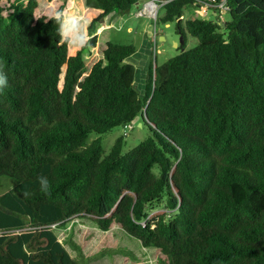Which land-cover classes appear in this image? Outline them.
I'll return each instance as SVG.
<instances>
[{
    "label": "trees",
    "instance_id": "16d2710c",
    "mask_svg": "<svg viewBox=\"0 0 264 264\" xmlns=\"http://www.w3.org/2000/svg\"><path fill=\"white\" fill-rule=\"evenodd\" d=\"M140 1L86 0L90 27ZM195 3L214 17L183 23ZM38 5L7 18L0 3V175L17 181L0 196V264H80L56 232L78 218L119 224L163 264H264V0L165 4L160 19L198 43L151 63L143 96L134 44L110 39L81 78L85 47L70 53ZM138 116L149 136L128 151L120 136L105 155L101 135Z\"/></svg>",
    "mask_w": 264,
    "mask_h": 264
},
{
    "label": "rangeland",
    "instance_id": "374dc122",
    "mask_svg": "<svg viewBox=\"0 0 264 264\" xmlns=\"http://www.w3.org/2000/svg\"><path fill=\"white\" fill-rule=\"evenodd\" d=\"M21 1L2 0L0 3L4 8V15L10 18L14 10L13 4ZM147 1H140L129 12L115 13L108 18L105 17L97 21L93 29L90 26L98 16V11L90 8L86 0H39L36 16L52 17L58 13L62 14L64 32L71 37L69 39L70 53L85 47L86 67L81 78L90 72L89 68L92 64L103 58L109 39L118 43L134 44L138 48V52L128 60L137 67L135 86L140 95L143 96L149 64L161 65L166 59L183 50V48H179L180 45L188 50L198 43V38L188 32L185 35V42H182V35L176 31V22H170L167 26L160 19L164 13V5L159 8V19L150 17L149 14L138 16L137 11L142 9ZM196 17L213 18L214 12L211 9L207 11L204 5L195 3L186 9L182 18L183 23L188 18ZM112 18H115L113 26ZM221 19H230L227 10L224 11ZM130 26L133 27L132 30L129 29ZM94 36L97 37L95 45L91 44V39ZM161 36H165V39H162ZM148 43L150 44V53L146 58L147 50L149 51ZM149 134V127L143 122L141 116H138V119L133 123L127 126L114 127L110 132L101 135L104 154L110 152L120 136L125 137L124 150L128 151L148 137ZM98 136L100 135L95 132L92 133L88 143H91ZM158 170L156 166L155 171L158 172ZM16 184L17 181L14 177L0 175V196L11 190ZM162 206L163 204H155L154 208L150 207L149 210L156 212ZM56 232L59 239L68 248L72 256L79 260L80 264H163L164 261L163 253L155 248L145 247L140 240L128 234L117 223L109 230L104 231L90 219L78 218L56 228Z\"/></svg>",
    "mask_w": 264,
    "mask_h": 264
},
{
    "label": "clouds",
    "instance_id": "9594fccd",
    "mask_svg": "<svg viewBox=\"0 0 264 264\" xmlns=\"http://www.w3.org/2000/svg\"><path fill=\"white\" fill-rule=\"evenodd\" d=\"M149 1H151V0H148L147 2H149ZM146 2V3H147ZM170 2V1H169ZM145 3V4H146ZM167 4V3H166ZM165 5V4H164ZM225 8V7H224ZM223 8V9H224ZM209 10H210V8H209ZM213 12H215L213 9H211ZM153 18H158V13H157V16L156 17H153ZM55 19L57 20V22L58 23H60V25H61V28H60V30H59V34L61 35V36H63L65 39H70L71 37L68 35V34H66L65 32H64V28H63V20H62V14H60V13H58L56 16H55ZM7 83H8V81H7V77L6 76H3V75H0V90H2L6 85H7ZM126 126H127V124H126ZM48 184H49V182H48V180H47V178L46 177H41L40 178V185H41V190L42 191H44V192H47L48 191Z\"/></svg>",
    "mask_w": 264,
    "mask_h": 264
},
{
    "label": "built area",
    "instance_id": "2783aa9c",
    "mask_svg": "<svg viewBox=\"0 0 264 264\" xmlns=\"http://www.w3.org/2000/svg\"><path fill=\"white\" fill-rule=\"evenodd\" d=\"M169 1H171V0H161V1L160 0H151V1L147 2L142 9H139L137 11V15L141 16V15H148L149 14L148 16H150V17H156L160 6L168 3ZM150 3H153L155 5V7L149 8V4ZM203 5L206 7V10L208 11L209 8H211V6H213L215 4H213V3H205ZM219 5L222 8H224V3H220Z\"/></svg>",
    "mask_w": 264,
    "mask_h": 264
},
{
    "label": "crops",
    "instance_id": "0c3cea01",
    "mask_svg": "<svg viewBox=\"0 0 264 264\" xmlns=\"http://www.w3.org/2000/svg\"><path fill=\"white\" fill-rule=\"evenodd\" d=\"M115 13H118V12H113V13H111L110 15L115 14ZM110 15H108L107 18L110 17ZM120 15H121V14H120ZM120 15H118V17H120ZM116 18H117V17H116ZM114 20H115V18H112V26H113ZM166 25L168 26L169 23H167ZM129 29L132 30L133 27L130 26ZM153 37H154V35L152 36V39H153ZM109 40H110V39H109ZM153 41H154V39H153ZM148 44H149V43H148ZM148 49H149V51L147 50V56H146V58L149 56V53H150V44L148 45ZM137 52H138V48H137L136 53H137ZM136 53H135V54H136ZM149 65H150V64H149ZM92 66H93V64H92ZM92 66L89 68V71L91 70Z\"/></svg>",
    "mask_w": 264,
    "mask_h": 264
},
{
    "label": "bare ground",
    "instance_id": "6f19581e",
    "mask_svg": "<svg viewBox=\"0 0 264 264\" xmlns=\"http://www.w3.org/2000/svg\"><path fill=\"white\" fill-rule=\"evenodd\" d=\"M155 7V5L153 3L149 4V8Z\"/></svg>",
    "mask_w": 264,
    "mask_h": 264
},
{
    "label": "water",
    "instance_id": "95a60500",
    "mask_svg": "<svg viewBox=\"0 0 264 264\" xmlns=\"http://www.w3.org/2000/svg\"><path fill=\"white\" fill-rule=\"evenodd\" d=\"M162 39H165V36H161ZM182 42H183V39H182ZM178 43V42H177ZM123 126H126V123L123 124Z\"/></svg>",
    "mask_w": 264,
    "mask_h": 264
}]
</instances>
